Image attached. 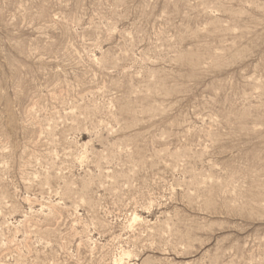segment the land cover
<instances>
[{
	"label": "rangeland",
	"instance_id": "374dc122",
	"mask_svg": "<svg viewBox=\"0 0 264 264\" xmlns=\"http://www.w3.org/2000/svg\"><path fill=\"white\" fill-rule=\"evenodd\" d=\"M0 264H264V0H0Z\"/></svg>",
	"mask_w": 264,
	"mask_h": 264
}]
</instances>
